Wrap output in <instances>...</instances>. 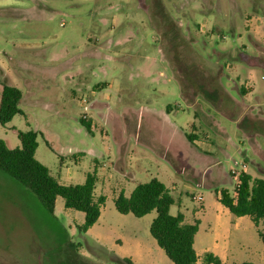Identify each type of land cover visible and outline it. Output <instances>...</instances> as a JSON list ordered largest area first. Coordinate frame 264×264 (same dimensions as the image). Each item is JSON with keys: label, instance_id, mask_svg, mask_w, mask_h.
Masks as SVG:
<instances>
[{"label": "rangeland", "instance_id": "1", "mask_svg": "<svg viewBox=\"0 0 264 264\" xmlns=\"http://www.w3.org/2000/svg\"><path fill=\"white\" fill-rule=\"evenodd\" d=\"M0 84L22 94L0 139L15 148L17 132H37L34 157L59 184L95 171L94 195L106 197L80 233L83 213L58 197L49 216L0 172V264H172L149 234L155 212L119 214V192L158 179L170 214L202 220L201 254L230 171L245 164L264 179V0H0ZM219 84L237 101L240 87L253 90L239 124L232 102L218 105ZM217 216L221 264H264L263 223Z\"/></svg>", "mask_w": 264, "mask_h": 264}, {"label": "trees", "instance_id": "2", "mask_svg": "<svg viewBox=\"0 0 264 264\" xmlns=\"http://www.w3.org/2000/svg\"><path fill=\"white\" fill-rule=\"evenodd\" d=\"M220 108L226 101L232 102L223 87L217 86ZM186 98L189 90L183 88ZM241 95H246V90L240 89ZM199 95V94H197ZM201 96V95H200ZM22 94L19 89L7 84H0V125L5 126L15 115L22 114L18 107ZM195 97V96H194ZM202 97V96H201ZM191 99V98H190ZM85 128L89 123L81 119ZM38 133L32 130L17 132L20 146L9 148L5 141L0 139V172L19 183L31 193L39 202L43 210L49 215H54L55 201L58 197L63 200L65 209L83 213V223L77 227L80 233H86L98 220L101 207L106 197H95L96 183L95 171L86 175L82 184L61 185L50 174L48 169L38 162L35 157ZM189 142L193 136L186 135ZM232 192L227 189L220 190L219 203L234 217H248L255 227L260 222L264 225V179L253 178L246 172H240ZM174 199L169 190L156 178L135 185L128 197L120 192L114 199L115 210L122 215L131 214L141 218L151 212L155 217L149 225V234L156 245L163 251L172 264H197L198 257L193 248L194 237L198 231L197 220L191 224L184 223L182 214L171 215L169 209ZM258 236L264 246V227L258 230ZM203 264H221L219 257L211 252L203 254ZM125 264H133L130 259L124 258ZM240 264H253L242 262Z\"/></svg>", "mask_w": 264, "mask_h": 264}, {"label": "crops", "instance_id": "3", "mask_svg": "<svg viewBox=\"0 0 264 264\" xmlns=\"http://www.w3.org/2000/svg\"><path fill=\"white\" fill-rule=\"evenodd\" d=\"M250 22V20H248ZM250 28V26H249ZM232 80V79H231ZM243 87H240L239 89H241ZM239 89H237L239 91ZM244 89V88H243ZM236 90V92L238 93V91ZM223 94L226 93L227 96H229V98L231 99L232 101V108H233V111L230 115V118L228 117V119H230L231 121H233L235 124H239L241 118L243 116H245V114H247L248 110L251 108L250 105L247 104V101L249 100V98L253 95V90L248 87L246 88V95H244L243 97H240V101H237V100H234L227 92V90L225 88H223ZM241 105H243V107H241ZM255 106V105H254ZM258 106V105H256ZM245 109V110H244ZM244 110V111H243ZM248 117V116H246ZM250 117V116H249ZM194 138V137H193ZM195 138L193 139V142H194ZM245 166L246 168V165L245 164H242ZM244 172H246V170H244ZM247 173V172H246ZM248 174V173H247ZM250 175V174H249ZM228 176L232 177L230 174H228ZM251 176V175H250ZM253 177V176H252ZM225 178V177H224ZM255 178V177H253ZM258 178V177H257ZM158 180V179H157ZM232 180V179H231ZM222 182L224 183H228L231 181L228 180V178L226 177V179H224ZM1 183V181H0ZM235 186V185H234ZM216 193L214 195L215 199H216V206H215V213L216 214H213V215H210L209 217V220L207 221L206 223V229L204 230L205 234H204V237L202 239V245H201V254H198L196 253L197 257H198V261H197V264H203L202 261H201V258L203 256L204 253L206 252H211L213 253L215 256L222 258L221 256H223L222 254H225L227 253V248H226V245L220 243L219 239V234H218V231L221 229V221L219 219V217L217 216L218 213H220L221 215H225L227 213V209L224 208L220 203H219V198H220V190L217 191L215 190ZM229 191V190H228ZM232 192V191H231ZM120 193V192H119ZM194 198V197H192ZM199 197H196L197 200ZM174 199V198H173ZM174 203H175V200H174ZM173 203V205H174ZM171 205V206H173ZM171 208V207H170ZM204 211V210H203ZM196 211H194V214H195ZM169 213H170V209H169ZM177 213H180L179 211H177L174 215H176ZM229 213V212H228ZM182 214V213H180ZM172 215V214H171ZM183 215V214H182ZM203 215L205 216L206 215V212L204 211L203 212ZM231 215V214H230ZM184 217V215H183ZM243 217H239L237 218L236 217V220L234 221V225L237 224L238 220L242 219ZM197 220L199 222L198 224V231L200 230V226H201V223H202V220L201 219H194L193 221ZM250 220V219H249ZM184 223H187L185 222V217H184ZM193 223V222H192ZM252 223V222H251ZM187 224H191V223H187ZM197 231V232H198ZM197 234V233H196ZM196 236V235H195ZM210 241V243H209ZM194 242H195V237H194ZM193 248H194V244H193ZM195 250V249H194ZM196 252V251H195ZM221 261V259H220Z\"/></svg>", "mask_w": 264, "mask_h": 264}, {"label": "built area", "instance_id": "4", "mask_svg": "<svg viewBox=\"0 0 264 264\" xmlns=\"http://www.w3.org/2000/svg\"><path fill=\"white\" fill-rule=\"evenodd\" d=\"M241 170L240 171H235V170H232L230 171V175L236 180L237 177L239 176L240 172L244 171L245 170V166L244 165H241ZM237 182H235V185H236ZM200 200V198H198Z\"/></svg>", "mask_w": 264, "mask_h": 264}]
</instances>
